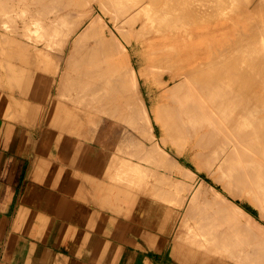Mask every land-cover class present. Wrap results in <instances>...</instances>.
Here are the masks:
<instances>
[{"label": "bare ground", "instance_id": "bare-ground-1", "mask_svg": "<svg viewBox=\"0 0 264 264\" xmlns=\"http://www.w3.org/2000/svg\"><path fill=\"white\" fill-rule=\"evenodd\" d=\"M4 1L0 0V16L9 15L0 18V27L16 32L17 21L12 24L15 15L25 18L34 10L25 8L23 3L29 0H16V7L19 1H24L22 5L25 6H18L13 13L14 0H11L12 4L11 1L8 3L9 0L7 3ZM216 1L220 0H214L212 5ZM244 1L246 4L243 6L247 7L250 0H240L239 4ZM34 2L31 3L39 9L34 7L37 14L44 13L47 19L53 15L49 23L44 21V17L40 21L42 17L39 14V19L26 23V29L22 27L31 42L26 43L34 50L37 60V95L43 99L51 95L52 79L46 78L44 72L60 76L49 113L50 127L59 129L71 124L70 121H63L64 116L74 113L65 109L63 99L74 109H79L80 113L95 117L107 114L110 119L112 116L124 119L122 123H127L141 136V139L136 138L140 145L136 139V143L132 144L140 147L139 158L148 165L141 167L142 164L135 162L134 166L140 167H137L139 177L135 176L140 184H136L137 188L141 187L142 192H148L150 197L154 194L165 203L171 196L176 201H170L178 209L188 206L185 212L190 211L187 214L194 217L196 228L193 230L189 217H184L187 221L182 219L189 233L184 236L180 231L172 239L176 253L185 243L197 248L205 247L208 251L214 245L216 252L221 254L228 253L243 262L246 258H255L264 264V51L259 47L253 51V46H260L261 37L264 38L263 34L257 35L263 33L264 28L259 30L256 27L260 26L259 23L263 25L264 20H256L259 23L255 27H252L256 24L255 20L251 21L250 31H257L253 33L255 36L252 34L253 38L261 36L257 37V43L255 41L251 45L252 37L240 29V21L229 16L228 10L221 12L226 9V4L229 7L231 1L223 4L225 8L219 7L220 14H224L222 20L219 11L216 12L222 0L220 4L216 2L214 8H211L212 5L206 7L205 2L195 3L197 0H41L39 3L43 2V6H38L44 9ZM258 2L260 5L257 6L264 8V3L261 0ZM1 3L6 8H2ZM26 4L29 6L30 3ZM256 4L254 10H257ZM232 7L231 11L236 10L233 4ZM26 9L33 11L27 13ZM35 15L33 18L37 17ZM31 23L33 27H30ZM7 36V32H0V52L9 44L10 52H7L11 58L8 57L10 61L5 62L13 64L11 59L16 55L18 44L12 36ZM12 64L8 74L9 82L14 86L26 79L20 73L23 65L17 68L18 72ZM254 68L258 69V74L254 73ZM10 110L6 111L8 115V111L12 112ZM108 117L105 119L107 122ZM157 125L163 129L164 136H159ZM70 133L73 132L68 135ZM58 135H61L59 131ZM132 147L133 153H129L135 154L139 147L137 150ZM138 155L135 158L138 159ZM114 156L117 155L114 153ZM188 159L197 170L205 168L210 175H216L215 180L222 184L221 189L186 166ZM118 160L119 156L116 160L113 158V162L118 164L116 168L124 170L123 174L118 171L122 174L120 179L128 181V186L133 185L134 174L132 178L131 173L124 169L130 163L128 170L132 167L136 169L133 160L128 159V165L124 162L126 167L123 161L118 163ZM108 168L106 171H110ZM113 173L109 172L112 175H105L109 176L106 178L115 181ZM148 176L154 177L153 183L146 180ZM114 178H117L116 174ZM116 183L121 184V181ZM246 198L259 208V218L239 203ZM162 209V223L168 226L174 208L165 205ZM205 244L211 246L207 248Z\"/></svg>", "mask_w": 264, "mask_h": 264}, {"label": "crops", "instance_id": "crops-1", "mask_svg": "<svg viewBox=\"0 0 264 264\" xmlns=\"http://www.w3.org/2000/svg\"><path fill=\"white\" fill-rule=\"evenodd\" d=\"M250 1L248 8L255 7V1L260 5L258 0ZM3 51L0 264H222L219 258L186 243L176 253L170 231L159 235L156 210L143 212L135 195L122 191L115 175V181L106 178L112 175L108 174L112 172L109 157L104 158L86 140L68 135L72 132L68 127H50L46 100L37 95L36 86L31 91L26 81L10 84L11 56L6 48ZM1 59L4 63L9 59L6 69ZM11 62L14 66V58ZM30 92L32 101L27 99ZM24 100L31 102L26 109ZM6 108L11 109L10 115ZM32 122L37 128L23 127Z\"/></svg>", "mask_w": 264, "mask_h": 264}, {"label": "rangeland", "instance_id": "rangeland-1", "mask_svg": "<svg viewBox=\"0 0 264 264\" xmlns=\"http://www.w3.org/2000/svg\"><path fill=\"white\" fill-rule=\"evenodd\" d=\"M11 0H9L8 1V3L10 2ZM13 1V0H12ZM12 1H11V4H12ZM24 1H26V0H24ZM24 1H19V2H17V7L15 6L16 5V0H14L13 1V6H14V11H13V13L16 11L15 9H17L18 8V6H20L21 8L23 7L24 8V6L26 5V7L25 8H27L28 9V7L30 8V9H32L33 8V10H34V12H35V10L36 9H38L34 4L32 5V1L34 2V0H29V1H27V2H29L30 4H29V6H28V4H26V3H23ZM31 1V2H30ZM39 1H41V0H38V2H37V0H35V4H37V6L39 5L40 6V4L41 3H43V2H40L39 3ZM202 2V3H204L205 5H206V7H211V5H212V2H214V0H197V2H195V3H199V2ZM208 1V3H206ZM229 1H231V2H229ZM233 1V2H232ZM262 2V4L264 3V0H261ZM7 3V0H5L4 1V3ZM194 2V1H193ZM217 2V4H218V2H219V4H220V2H221V0L220 1H216ZM216 2L213 4V5H215L216 4ZM222 2L223 3H221L219 6H218V8L217 7H215V9H216V12L218 13V11H219V14L222 12V11H227L228 10V13H230V15L229 16H231V17H233L236 21H240V29L241 30H243L244 32H247V33H249V35H251V36H249V37H252V39H255V38H253L254 36H255V34L257 33V31H256V33L255 32H252V31H250V28H251V21H253V20H255V21H253V22H256V24H254V26H252V27H255L256 25H258L257 24V22L259 23V21H256V20H260V21H263L264 19H263V17H264V15H263V12H261V10L262 9H264L263 7H261V9H260V7H257L256 9L257 10H254L255 9V7L254 8H252L251 9V7L250 8H247L246 7V5L245 6H243L244 4H246V2L244 1V3L243 2H241V4H239V2H240V0H239V2L237 1V0H222ZM231 3V4H229V3ZM238 2V3H237ZM251 2V1H250ZM15 3V4H14ZM21 3V5H19ZM22 3L23 4H25V5H22ZM209 3H210V5H209ZM225 3H228L229 5V7H227V4L225 5V7H226V9H224V10H221V12H220V9H219V7H221V9H222V7L223 8H225L224 6H223V4H225ZM236 3V4H235ZM2 4V3H1ZM10 4V3H9ZM203 4V5H204ZM207 4H208V6H207ZM232 4H233V6L234 7H236L235 9L237 10V4L239 5L238 7V9L239 10H233V11H231V8H233L232 7ZM5 5H7V4H5ZM31 5V6H30ZM42 5V4H41ZM200 5H201V3H200ZM203 5H202V7H203ZM213 5H212V7L211 8H214L213 7ZM222 5V6H221ZM236 5V6H235ZM8 6V8H9V6L10 7H12L11 5H7ZM38 6V7H39ZM43 6V5H42ZM217 6V5H216ZM6 8L5 6H4V4H2V8ZM16 7V8H15ZM36 9H35V8ZM205 7V8H206ZM244 7H245V9H244ZM13 8V7H12ZM39 8H42V7H39ZM204 8V7H203ZM241 8V9H240ZM259 8V9H258ZM20 9V8H19ZM26 9V11H27V13L28 12H31V11H33V10H31V11H29V10H27ZM42 9H44V7L42 8ZM6 11H7V9H5ZM9 10V9H8ZM10 10H11V8H10ZM13 10V9H12ZM12 10H11V12H12ZM18 10V9H17ZM39 10V9H38ZM213 10V9H212ZM211 10V11H212ZM234 11H236V12H234ZM264 11V10H263ZM8 12V11H7ZM34 12H31L32 14H30V15H28L27 14V16H26V13H25V15H24V17L25 18H23V15H22V17L21 18H19L20 17V14L18 15L19 17H17L16 15H15V17L17 18H14V21L13 20H11V21H13V23L12 24H14V22L15 21H17V24L15 25L16 27H17V30H16V32H13V31H7L6 29H4L3 27L1 28L0 27V32H7V37H13L14 39H16V41H17V44H18V46H16L17 47V49L15 50V56H14V62L16 63V65L18 66H16L15 67V64H14V68H16L15 70H17L18 72H19V70L17 69V68H22V65H23V68H24V66H25V68L23 69H21L20 70V73L21 74H23L24 75V77H25V79H26V82L27 83H29L30 84V87H31V91H32V88H33V86H37V84H39V82H37V79H38V67H37V60H36V57H35V55H33L34 53H33V49L32 48H30V47H28V44L30 43L31 44V42L29 41V39H27V34H26V31H24L23 29L25 28V26H26V23H29V22H32L33 23V20L34 19H36V18H38L39 19V14H41V13H39V14H37V10H36V12L34 13ZM39 12H41V11H39ZM44 12V11H43ZM258 12V13H257ZM12 13V14H13ZM16 13V12H15ZM36 14V15H35ZM219 14H217V16L219 15ZM257 14H260V15H257ZM7 15H9V13L8 14H6V16ZM14 15V14H13ZM13 15H12V18H13ZM31 15H32V17H31ZM33 15H35V16H37V17H35V18H33L34 16ZM44 15V16H43ZM207 15L210 17V15H209V12H207ZM221 16H222V18H221V20L222 19H224V14L222 13V14H220ZM256 15H257V17H256ZM2 16H4L5 18H6V16H5V14L3 15H1L0 16V18H3ZM11 16V15H10ZM31 18H30V17ZM41 17V20L40 21H42L44 18V21L46 22V23H49L48 21H50L49 19H51V17L53 16L52 14L50 15V18L49 19H47V16H46V14H41L40 15ZM46 16V17H45ZM207 16V17H208ZM252 16H255L256 17V19H255V17H252ZM8 17V16H7ZM44 17V18H43ZM205 17V16H204ZM259 17V18H258ZM5 18H4V20H5ZM10 19H11V17H9ZM30 18V19H29ZM53 18V17H52ZM258 18V19H257ZM8 19V18H7ZM6 19V20H7ZM26 19H29V21H27V22H25L26 21ZM32 19V21H30ZM47 19V20H46ZM210 19V18H209ZM2 20V19H1ZM10 21V20H9ZM247 21H250V23L249 22H247ZM2 22V21H1ZM16 23V22H15ZM24 23V24H23ZM32 23H31V25H30V27H33V25H32ZM2 24V23H1ZM22 24V25H21ZM30 24V23H29ZM110 24L113 26V23L112 22H110ZM208 25V24H207ZM259 25L260 26H262L261 28H259L258 26H256L259 30L260 29H262V28H264L263 26H264V22H263V25H261V23H259ZM0 26H2V25H0ZM24 26V27H23ZM19 27V28H18ZM22 27H23V29H22ZM28 27H29V25H28ZM27 28V27H26ZM25 28V29H26ZM239 28V27H238ZM16 29V28H15ZM247 29H249V30H247ZM240 30V31H241ZM253 30V29H252ZM263 30V29H262ZM19 32V33H18ZM24 32V33H23ZM250 32H252L251 34H250ZM21 33V34H20ZM22 33H23V35H22ZM253 33H255V34H253ZM10 34V35H9ZM26 36H25V35ZM254 36H253V35ZM262 34L264 35V31H263V33H261V32H259V34L257 33V35H261L262 36ZM256 35V39L257 40H259L257 37H261V36H257ZM20 36V37H19ZM232 36V35H231ZM251 39V41L253 42H251V45L252 44H254V42L256 41V43H257V40L255 39L254 41ZM264 38L263 37H261V41L263 40ZM261 41H260V46L258 45V46H253V51L254 50H256V47H259L260 48V50L263 52L264 50L262 49V45L264 46V40L262 41L263 43H261ZM28 44H27V43ZM259 42V41H258ZM255 43V44H256ZM255 48V49H254ZM6 49H7V51L8 52H10V47H9V44H8V47L6 46ZM252 50V49H251ZM250 50V51H251ZM259 50V52H261ZM252 51V52H253ZM17 52V53H16ZM252 52H251V54H252ZM255 52V51H254ZM253 52V54L252 55H255V53ZM20 53V54H19ZM258 53V51H256V54ZM19 54V55H18ZM28 54V57L26 56ZM257 56H258V54H257ZM257 56H255V58L257 57ZM254 57V56H253ZM20 62V63H19ZM44 72V71H43ZM256 72V73H255ZM258 72V69H256V68H254V73L255 74H258L257 73ZM43 74H45V77L46 78H49L50 80L52 79V83H51V86L52 87H50L51 88V95H50V97H48L47 99H45L46 100V121H47V123L49 122V113H50V110H51V104H52V100H53V98H54V96H55V94L57 93L56 91H57V87H58V82H59V75H55V76H53V74H49L48 72H44ZM262 75H264V73H263V71H262ZM59 76V77H58ZM58 80V81H57ZM56 86V87H55ZM32 92H30V98H29V100H33L34 99V97H33V94H31ZM32 97V98H31ZM49 100V101H48ZM47 101H48V103H47ZM63 102H62V104H65V109L66 110H70V111H72V112H74L73 114H71V115H67L68 116V118H66L67 116H64V119H63V121H70V129H71V127H72V132L73 133H71V137H77V138H79V139H84V140H86L89 144H91L92 146H93V148L94 149H100L101 151H102V154H103V156H104V158H106L107 156L109 157V159H110V166H111V169H112V171L114 170L115 172V174H116V177L118 178V180H120L121 181V184H123L124 182H125V180H124V182L122 181L123 179H120V176L123 174V172L122 171H124L123 170V168H122V170H120V168H116L117 166H116V164H117V162L116 161H114L115 162V164L114 165H112L114 162H113V158H115V160H116V157L117 156H119V160H118V163H120V162H122L123 163V165H124V167H126L128 164V162H129V160L128 159H130V160H133L132 161V164H133V166L134 165H136L137 164V162H138V164H142L141 165V167L142 166H148L147 165V162H145V160L143 161V159H140L139 157V153H138V151H139V149H140V147L139 146H137V144H139V141L137 140V139H141V136L136 132V131H134L135 129H133L131 126H129L127 123L125 124V123H122V122H125V120L124 119H122V118H120L119 119V117H116V116H112L111 117V119L109 118L110 117V115H108L107 116V114H103V115H101V116H90L89 114L87 115V114H84V113H80V110L79 109H74L73 108V106L66 100V99H63L62 100ZM24 104V107L25 106H27L28 104L30 105L31 104V102H28V104H26L27 102L26 101H24L23 102ZM26 108V107H25ZM24 108V109H25ZM107 117L109 118V120H111L110 122H109V120H108V122L106 121L107 120ZM114 118V119H113ZM115 118H118V119H115ZM68 119V120H67ZM106 119V120H105ZM124 120V121H123ZM118 121V122H117ZM74 124H73V123ZM105 122V123H104ZM107 122V123H106ZM114 122H116V125H115V123ZM109 123V124H108ZM95 124L96 125V127H95V125L93 126V125ZM111 124V125H110ZM119 126H118V125ZM104 127H102V126ZM105 125H106V127H105ZM68 126V127H69ZM112 126V127H111ZM115 126V127H114ZM118 126V127H117ZM23 127L24 128H27L28 130L29 129H32V128H37V125L36 124H34V123H32L31 125H23ZM92 127V128H91ZM113 127L116 129H113ZM123 127V128H122ZM126 127V128H125ZM100 128V129H99ZM112 128V129H111ZM123 130H122V129ZM77 130L76 132L77 133H75V131L74 130ZM96 129V130H95ZM102 129H103V131H104V134H103V131H102ZM126 129H127V131H126ZM131 131V133H130V131ZM157 129H158V133H159V136H164V133H163V129L159 126V125H157ZM78 130H80V131H78ZM93 130H95V131H93ZM121 130V131H120ZM106 131V132H105ZM110 131V132H109ZM123 131V133H121ZM127 133H126V132ZM78 132H80V133H78ZM124 132H125V134H126V136H125V134H124ZM93 134V135H92ZM96 134V135H95ZM116 134V135H115ZM128 134H129V136H128ZM131 134V135H130ZM113 135V136H112ZM115 135V136H114ZM122 135H124V137L122 136ZM102 137V138H101ZM112 137V138H111ZM118 137V138H117ZM123 137V138H122ZM127 137H129V138H127ZM137 138V139H136ZM129 139V140H128ZM137 140V144H132V142L133 143H136L135 141ZM130 140H132V141H130ZM97 141V142H96ZM121 141V142H120ZM125 142V143H124ZM123 144V145H122ZM117 145V146H116ZM119 145H120V147H119ZM130 145V146H129ZM132 145L135 147V149L137 150V148H138V150L136 151L135 149V154H131V153H133V151H131V148H133L132 147ZM140 145V144H139ZM102 146V147H101ZM126 146V147H125ZM137 146V147H136ZM114 147H115V149H114ZM124 150H125V152H124ZM119 151V152H118ZM131 151V153H129ZM113 154H112V153ZM114 153L117 155V156H114ZM127 154V155H126ZM129 154H131L130 156H129ZM136 154L138 155V159L137 158H135L136 157ZM133 155V156H132ZM135 155V156H134ZM121 156H122V158H128V159H125L126 161H124V160H121L122 158H121ZM142 158V157H141ZM112 160V161H111ZM120 161V162H119ZM128 161V162H127ZM181 161H182V163H184L183 162V160L181 159ZM113 162V163H112ZM124 162H126L125 164H127V165H125L124 164ZM135 162H136V164H135ZM122 163L120 164L121 166H122ZM118 165V164H117ZM119 165V166H120ZM130 165H131V163H130ZM128 166V168H130L131 166ZM185 165L186 166H188V167H191L193 170H195V171H197L198 173H199V175H200V177L202 178V179H205V181H208L209 183H211L212 185H214L215 187H217L218 189H221V186H222V184L221 183H219V182H217L216 180H215V176L216 175H210V173H208V170L207 169H201V170H197L196 169V167H195V165H194V163L191 161V160H187L186 162H185ZM118 166V167H119ZM123 167V166H122ZM134 167H136V169L134 168V169H132V171H131V169H130V171L128 170V168L126 167V168H124V169H127V170H125V171H128V172H130L131 173V177L133 178V174H134V178L133 179H135L136 177L135 176H138L139 177V172H138V168H140L139 167V165L138 166H134ZM138 167V168H137ZM207 170V171H206ZM118 171H120V172H118ZM134 171H137L138 173H134ZM125 173V172H124ZM114 174V175H115ZM137 174V175H136ZM123 178V177H122ZM154 178V177H153ZM152 178V176L150 177V176H148L147 178H146V180L148 179V182L149 183H153L154 182V179ZM138 179V178H137ZM137 179H135L134 180V182L132 183L133 185H131L130 184V180H129V185H131V186H128V181H126L123 185H121V187H122V191L124 192V193H126V195H130V194H133V195H135V199L134 200H136V202L137 203H140V207H141V209H142V211L143 212H145V213H147V214H153L154 213V211L156 210V219H157V223H158V230H159V235H164V234H166V233H164V232H162L163 230H165V229H167L168 231H170L168 234L170 235V237H169V239L171 240H169L170 242H171V245H172V243H174V240H172V239H174V237L176 236V235H178L179 233H180V231H182V233H184V236H187V234L189 233L188 232V226L187 225H185V218L187 217H189V215L187 214V213H190V211H187V213L185 212V210L187 209L188 210V206H184V207H182L181 209H178L177 208V205L175 204H173V202H175V201H173V198H171V196L169 197L168 196V200L166 201V203H165V201H162V200H159V198L158 197H156L154 194H152V192H151V194L154 196V198H153V196L152 197H150L149 196V193L147 192V193H144V191L142 192V189H141V187L138 189L137 188V186L138 185H140V184H138L139 183V181L137 180ZM150 179V180H149ZM138 181V182H135V181ZM133 180H131V182H132ZM151 181V182H150ZM204 181V182H205ZM206 183V182H205ZM136 184H138L137 186H136ZM134 187H136L135 189H134ZM134 189V190H133ZM118 191L119 190H116V193H118ZM142 192V193H141ZM146 192V191H145ZM144 193V194H143ZM119 194V193H118ZM148 194V195H147ZM121 196H123L124 197V195H121ZM146 196V197H145ZM123 197H121V198H123ZM156 197V198H155ZM172 199V201H170ZM249 199V198H248ZM247 198L244 200V201H239V203L248 211V212H250V213H252L255 217H258L259 218V208L258 207H256V205L249 199L248 200ZM170 202V203H169ZM172 203V204H171ZM129 204H132L131 202L129 203ZM166 205V207H172V208H174V210H173V214H171V216H170V218H171V222L169 223V225L167 226V225H165V224H163L162 223V220H163V214H164V212H163V209H162V207L163 206H165ZM170 205H172V206H170ZM127 207V206H126ZM186 208V209H185ZM180 212V213H179ZM193 212V211H192ZM191 212V213H192ZM185 213H186V215H185ZM194 213V212H193ZM184 215V216H183ZM191 215V214H190ZM186 216V217H185ZM193 216H195V214L193 215ZM177 217V218H176ZM185 217V218H184ZM194 217H192V215L188 218V221H189V224L191 225V229L193 230V229H195L196 228V226H195V222H194V219H193ZM184 221H183V220ZM187 221V220H186ZM142 223L143 224H146L147 223V221H145L144 220V218H143V221H142ZM264 223V222H263ZM185 225V226H184ZM189 225V226H190ZM197 230V229H196ZM217 230V229H216ZM215 230V231H216ZM179 232V233H178ZM169 242V243H170ZM243 243V242H242ZM233 244V243H232ZM205 246H206V244H205ZM208 247H210L211 246V244H208L207 245ZM206 246V247H207ZM207 247V248H208ZM197 248V247H196ZM199 249H202L203 251H205V252H207L208 253V255L210 254V255H212V256H214L215 258H219V260L221 261V263L222 264H256V262H257V264H260L258 261H257V259H255V258H246L245 260V262H242L241 260H237V259H235L234 257H232L230 254H228V253H226V254H221V253H219V252H216V249H215V247H214V245H212V248H211V250L210 251H208L205 247H199ZM248 261V262H247ZM254 261H256L255 263H254Z\"/></svg>", "mask_w": 264, "mask_h": 264}]
</instances>
